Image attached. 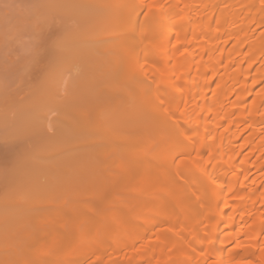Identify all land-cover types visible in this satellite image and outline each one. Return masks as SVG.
<instances>
[{"label": "bare ground", "instance_id": "obj_1", "mask_svg": "<svg viewBox=\"0 0 264 264\" xmlns=\"http://www.w3.org/2000/svg\"><path fill=\"white\" fill-rule=\"evenodd\" d=\"M52 1L50 10L55 6V0ZM56 1L58 9L62 8L60 13L68 10L65 14L72 15L68 21L73 22L74 27L67 26L57 33L60 23L50 35L57 34L53 39L56 41L62 35L60 32L71 29V35L79 42L74 46L80 47L79 51L73 45L67 50L59 49L60 54L44 61L51 68L61 67L73 53L69 50H82L85 58L80 56V64L84 66L80 73L88 83L83 91L85 97L79 94L78 98L74 95L76 92L73 96L69 95L71 92L61 96L63 90L51 94L49 102H54L53 106L56 104L51 111L58 112L49 124L52 130L46 123V118L51 117L49 111L48 117L43 114L48 110L44 109L45 103L41 115L39 113L41 118L34 113L47 94L38 85L41 81L38 76L40 57L36 54L41 35L37 0H15V7L19 4L18 11L13 7L15 13L4 11V18L0 15V88L16 86L22 78L17 76L18 71L26 64L23 70H28L26 83L31 89L26 86L28 92L23 88L27 93L23 91L22 99L18 98L19 88V91L15 88L18 93L13 97L7 95L8 90L0 91V164H9L7 168L0 166V211L5 214L0 218V264H59L61 241L68 238L71 241H67L70 242L66 249L71 253L68 257L73 259L69 260L71 264H83L88 258L92 261L89 264H126L119 259L124 250L131 252L126 257L132 255V264H205L211 259H215L213 264H264V87L258 90L264 83V32L258 29L264 26V0L259 4L255 0L244 1V4L242 1L243 6L238 3L240 0ZM135 2L139 3L136 10L133 8ZM21 5L26 11L22 12ZM144 10H147L146 18L143 16L137 23L138 13ZM108 12L113 13L108 15L109 23ZM161 14L164 16L161 41L164 50L159 53L152 37L160 26L156 19ZM100 18L106 23L99 21ZM121 24L122 27L129 25L130 31L120 36ZM60 27H64L63 23ZM23 30L31 35L30 38L28 33L27 57L18 54L21 47L17 41ZM4 32L8 39L12 37L11 42L6 40ZM172 39L173 49L170 50L168 45ZM3 40L10 43L5 42L7 49L3 47ZM58 40L65 45V41ZM261 52L262 59L255 58V54ZM92 56L95 58L91 60ZM254 63L261 65L257 67ZM87 71L89 76L85 80ZM45 72H42L44 76ZM149 80L159 88L164 87L159 89L160 97L152 98L154 109L148 107L150 114L147 105L134 104L133 100L144 92ZM132 87L142 92H135L137 89ZM5 97L13 99L11 107L6 105ZM119 103L124 106L126 103L130 109L123 111V118H113L116 120L109 122L110 116L115 117L114 110ZM132 105L137 106L136 110ZM178 116L182 118L175 125L173 121ZM75 121L78 125L73 124ZM156 122L155 127H162L164 131L160 130L166 136L163 146L158 143L160 149L168 153L175 143L184 142L185 146L174 155L169 153L170 162L166 164H170L172 175L168 176V170L162 169L158 172L159 180L153 183L148 176L154 168L152 164H158L155 160L157 148L152 153L153 150L148 151V147L141 145V140L157 138L152 131ZM206 139L203 152L192 156L194 147ZM186 151L190 152L189 156L175 166L174 158ZM53 152L56 159L59 157L56 161ZM17 154L24 158L10 160ZM48 155L54 158V163L45 165V162L38 175L30 176L33 174L30 171L39 168V161L48 159ZM156 165L155 170L161 168ZM58 175L62 179L59 177V180ZM239 177L242 181H238ZM167 188L171 190L168 192ZM60 191L62 197L58 198ZM124 192L136 194L143 203L131 196L126 198ZM159 192L165 193L164 199L174 200L175 208L169 207L170 203L163 207L160 203L163 196ZM213 201H225L226 206H216ZM190 203H193L190 212L184 210L182 213L185 204ZM123 205L127 212L142 208L151 214L156 210V215L165 217L161 221L152 219L151 229L138 227L143 230L139 243L137 238L134 240L133 229L128 230L131 226L136 229L134 220H129L132 224L125 227L126 234L128 231L133 234L131 240L128 237L129 242L120 244L107 240L108 250L102 247L107 243L102 240L108 237L113 240L116 235L110 230V234L104 231L103 227L112 223L98 230L90 221L109 215L118 228L122 224L119 214L127 213L123 208L118 212ZM144 211L139 213L142 215ZM202 222L205 226L200 231ZM123 225L119 227L121 232L125 228ZM176 230L179 234L174 237ZM80 231L88 239L78 241L76 238L79 245L80 241L82 246L83 242H88L91 251L98 248L95 253L90 252L91 257H79L77 253L78 243L73 239ZM116 234L121 235L120 232ZM168 250L173 251H170L173 261L167 260ZM30 252L36 253L32 260L27 258ZM121 256H125V251Z\"/></svg>", "mask_w": 264, "mask_h": 264}, {"label": "rangeland", "instance_id": "obj_2", "mask_svg": "<svg viewBox=\"0 0 264 264\" xmlns=\"http://www.w3.org/2000/svg\"><path fill=\"white\" fill-rule=\"evenodd\" d=\"M17 1V0H16ZM62 1V0H61ZM61 1H59V2H61ZM236 1H238V0H236ZM243 1V4H244V1H247V0H240V2L238 1V3H240V4H242L241 2ZM255 1H257V4H259V2H261L262 0H255ZM110 2V1H109ZM37 5H38V8H40V13H39V16H38V21H39V25H38V27H40L39 29V34L41 35L40 36V39H39V42L40 43H38L39 44V46L40 47H38V51H37V54L36 55H38V57H40V60L38 61V62H40V66H38V67H40V69H39V71L38 72H40V74H38V76L40 77V79H41V81H39V87H41V88H44L43 90L45 91H43L44 92V94H46V92H47V94H46V96H44V97H46V99L43 97V99H45V101H47L48 100V102H49V97L51 96V94H53L54 92L55 93H57L58 91H61L62 92V90H63V93H61V96H62V94H64V93H67V94H69L70 92V94L69 95H71L72 94V96H73V93H75L76 92V94H74L75 96H79V94H80V96L81 95H83V91H85L84 90V88H86V86H87V80H86V76H87V78H88V76H89V73H88V71H87V73H88V75H85V80H86V82L85 81H83L84 79H82V77L84 76L83 74V76H81V73L80 72H82V68L84 67L83 66V64H80L81 62H82V60L80 59L81 57H83V59L85 58L83 55V52H82V54H81V51L80 52H78L79 50L77 49V48H79L80 47V45H79V47H75L74 46V44L75 43H78L79 44V42L78 41H76V39L74 38V36H72L71 34V32H73V31H71V29H69L70 31H68V30H66V32H60V34L62 33V35L61 36H59L60 38H57L58 36H57V34H55L54 35V33H55V27L57 26V25H59L60 23V25L58 26L59 28H57L58 30L56 31L57 33H58V31L59 30H61V29H63L64 28V30L65 29H67V26L69 27V26H72L73 25V22L72 23H69V18H70V16H72V15H70V13L68 14H65L67 11L65 10L64 12L65 13H60V12H63L61 9V7H60V10L58 9V3H57V1L55 0V4H53V5H55L54 6V8H51V10L49 9V7H50V4L51 3H54L52 0H37ZM50 3V4H49ZM15 0H0V15H2L1 17L2 18H4L5 17V12L4 11H10V12H13V7L14 8H16V7H18L19 6V4H17L16 5V7H15ZM60 4V3H59ZM109 4V3H108ZM113 4V3H112ZM243 4H242V6H243ZM10 6V7H9ZM22 6V5H21ZM60 6H61V4H60ZM8 7H9V10H8ZM52 7V6H51ZM139 7V3L138 2H135L134 4H133V8L136 10L137 8ZM3 9V10H2ZM6 9V10H5ZM18 9H19V7H18ZM12 10V11H11ZM17 10V8L14 10L15 12H17L16 11ZM116 10V9H115ZM115 10H113V11H111V12H113L114 14H116V12H115ZM23 11H26L25 10V7H23L22 6V12ZM116 11H118V10H116ZM145 11V10H144ZM143 11V12H144ZM3 12V13H2ZM15 12H13V13H15ZM111 12H108V14L106 15L107 16V22L109 23L110 21H108V15H110V13ZM138 13L139 15H138V17L139 18H137V23L139 22V20L144 16L145 18H146V13H147V10L144 12V13ZM13 13H10V14H13ZM113 13H111V14H113ZM64 14L65 15H67V16H64ZM143 14V15H142ZM8 15V14H7ZM63 15V16H62ZM104 15V16H105ZM9 16V15H8ZM103 16V17H104ZM112 16V15H111ZM64 17H67V18H65L64 19ZM2 18H0V25H1V19ZM64 19V20H60V19ZM105 18V17H104ZM60 20V21H59ZM106 20V19H105ZM158 22H159V24H160V26L159 27H157V33L154 35V37H152V38H154L156 41H155V45H156V47H157V49H158V52L160 53V52H162L163 50H164V47L162 46V44H161V41H162V37H164V16H163V14H161V15H158V17H157V19H156ZM92 21H94V20H92ZM99 21H101V22H104L103 21V18L101 19L100 18V20ZM66 22V23H65ZM70 22H71V20H70ZM95 22V21H94ZM62 23H63V26L64 27H60V26H62ZM90 23V22H89ZM104 23H106V21L104 22ZM65 24V25H64ZM86 24H88V23H86ZM122 25L123 24H121V26H120V36L121 35H123L125 32H128V31H130V27H129V25H126V24H124V26L122 27ZM26 26V25H25ZM24 26V27H25ZM89 26V25H88ZM90 26H91V23H90ZM74 26H72L71 28H73ZM109 27V26H108ZM121 27H122V29H121ZM256 27V26H255ZM25 28H27V27H25ZM70 28V27H69ZM80 28H83L82 27V25L80 26ZM84 28H85V26H84ZM106 29H107V27H106ZM256 29V28H255ZM258 29H260V31L263 33L264 32V26L263 27H258ZM263 29V30H262ZM0 30H1V26H0ZM121 30H122V32H121ZM23 31H25V32H23ZM22 31V35H21V37H20V40H18L17 41V44H19L20 45V47L21 48H19V49H21V50H19V52H18V54H19V56H20V53H21V56L22 57H27L28 55V53H26L27 52V47L29 46L28 45V42H29V40H30V38H31V35H30V33L29 32H26V30H23ZM28 31V30H27ZM62 31V30H61ZM260 31H257V33L258 34H260L259 32ZM2 31H0V33H1ZM52 32H54L52 35H50ZM28 33H29V36H30V38H29V36H28ZM256 33V34H257ZM261 33V34H262ZM48 34H49V36L51 37H49L48 36ZM257 34V35H258ZM4 35H5V32H4ZM47 35V36H46ZM69 35V36H68ZM70 35H71V38H72V40H71V38H69L70 37ZM1 36H3V35H1ZM6 36H8V35H5V37ZM54 36H57V37H55V38H57V39H55L56 41H54L53 39H54ZM47 37V38H46ZM174 37H176V35H174ZM173 37V39H175ZM49 38H50V40H49ZM69 38V39H68ZM8 38L6 37V40H7ZM11 39H12V37L11 38H9L8 39V42H11ZM58 39H61V41H65V45L64 44H62L61 42L59 43V40ZM63 39H66V40H63ZM173 39L172 40H170V44L168 45V48L171 50V49H173ZM5 40V39H4ZM4 40H3V42H4ZM10 40V41H9ZM5 42H7V41H5ZM5 42L3 43V47L5 48V49H7V45L6 44H8V42L5 44ZM67 42V43H66ZM12 43H14L15 44V42H12ZM64 43V42H63ZM68 43H70V44H68ZM10 44V43H9ZM8 44V45H9ZM68 44V45H67ZM70 45H73V47H75L78 51H74L75 50V48H73L72 50H69V52L70 51H72L73 53H71L70 55H68V58H66V60L65 61H63L62 62V66L61 67H53V68H51V67H49L48 66V64H46L45 62L46 61H44V59L46 58V59H48V57L50 58H52V57H55V56H57L58 54H60V51H59V49H64V50H67V48L68 49H70L71 48V46ZM17 46V45H16ZM65 47V48H64ZM9 48V47H8ZM4 49V50H5ZM58 50V52L59 53H56V51ZM62 51V50H61ZM5 52V51H4ZM66 52V51H65ZM64 52V53H65ZM259 52V51H258ZM68 53V52H67ZM85 53V52H84ZM69 54V53H68ZM89 54H92V53H89ZM88 54V55H89ZM262 54V55H261ZM261 54H259V53H257V54H255V55H257V57H255V58H260L259 60H261L262 59V56H263V53L261 52ZM82 55V56H81ZM93 55V54H92ZM18 56V57H19ZM20 56V57H21ZM81 56V57H80ZM86 56V55H85ZM258 56H260V57H258ZM16 57H17V55H16ZM17 57V58H18ZM87 57H89V56H87ZM94 56H92V58L90 57V59L92 60V59H94L93 58ZM129 57V56H128ZM131 58V57H130ZM22 59V58H21ZM24 59V58H23ZM132 60V59H131ZM131 60H129L130 62H131ZM23 61V60H22ZM128 61V60H127ZM26 62V61H25ZM23 63V62H22ZM48 63V62H47ZM129 63V62H128ZM258 64H259V62H258ZM257 63H254V66L256 65L257 67L258 66H260V65H258ZM24 65H26V64H23V68H24ZM25 67H27V66H25ZM107 67V66H106ZM21 69L18 71V73H20L19 75L17 74V76H21L22 78H24V79H22L21 77H18V78H21L23 81L25 80V82H23V81H21V79L20 80H18V82H20L19 84H17V83H15V85L16 86H14V87H12V88H10L11 86H9V87H7V88H9V89H7L6 87H1L0 88V91L1 90H3V91H7V95H10V97H13L16 93H18V92H15V91H19V89L22 91H20L18 94L20 95V96H18V98L20 97L21 98V95H22V93H23V91L26 89V86H27V88L29 89V90H31L30 89V87H28V84L26 83V81H27V76H28V70H25L26 72H27V74H26V72L23 70V68H22V66L20 67ZM256 68V67H255ZM82 69V70H81ZM21 70H23L22 72H21ZM47 70H49L48 72H47ZM44 71H46L45 73H47V75L46 76H44L43 74H42V72H44ZM83 73V72H82ZM43 75V76H42ZM37 76V77H38ZM80 76V77H79ZM25 77H26V79H25ZM38 77V78H39ZM45 77H46V79H45ZM151 77H153V76H150V79H151ZM80 78V79H79ZM154 78V77H153ZM152 78V79H153ZM39 79V80H40ZM45 79V80H44ZM132 79H133V76H132ZM136 78H134L133 80H135ZM104 80V79H103ZM106 81V80H105ZM147 81V80H146ZM153 82H154V79L152 80ZM84 82L86 83V84H84ZM102 82H104V81H102ZM24 83V84H23ZM134 83H132V85H133ZM155 84V83H154ZM150 80L148 81V82H146V84H145V87H144V90H142V91H144V92H142V91H140V92H142V93H140V92H138V90L139 89H137L136 87V91L135 92H138V93H140V94H142V95H138L137 96V98L135 99H133V100H135V102H134V104L135 103H139V105L141 104V105H143V103H144V106L145 105H147V110L149 111V114L151 113V111L149 110V108L148 107H150V109H154V106L152 107V105H154V103H153V99L155 98V97H160L161 96V94L160 93H162V92H160L161 90H159L160 88L161 89H164V87L162 88V87H157V85L155 84L154 85ZM24 85V86H23ZM42 85V86H41ZM85 87H84V86ZM135 85V84H134ZM133 85V86H134ZM7 86V85H6ZM20 86V87H19ZM156 86V87H155ZM261 87L258 89V90H261L263 87H264V83H263V85H260ZM83 87V88H82ZM15 88L17 89V90H15ZM19 88V89H18ZM23 88H25V89H23ZM79 88V89H78ZM81 88V89H80ZM134 87H132V89H135ZM5 89V90H4ZM28 89H26V90H28ZM87 89V88H86ZM146 89V90H145ZM15 90V91H14ZM24 91V93L26 94L27 93V91ZM28 90V92H30ZM65 90V91H64ZM72 90V91H71ZM14 91V92H13ZM42 91V90H41ZM146 92V94H144ZM23 93V94H24ZM172 93H175V92H172ZM24 94V95H25ZM78 94V95H77ZM137 94V93H136ZM212 94V93H211ZM12 95V96H11ZM54 95V94H53ZM52 95V96H53ZM57 95H59V94H57ZM154 95V96H153ZM157 95V96H156ZM74 96V97H75ZM79 96V97H80ZM150 96H152V97H150ZM54 97V96H53ZM78 97V98H79ZM83 97H85L84 95H83ZM6 99V101H5V103H6V105L9 107H11L12 106V104H14V101H13V99H10V98H8V97H5ZM19 98V99H20ZM55 98H56V96H55ZM60 98V97H59ZM76 98V97H75ZM153 98V99H152ZM22 99V98H21ZM43 99H42V105L43 106H41L40 107V105L41 104H39V109H38V111L37 110H35V109H33V110H35L34 111V113L35 114H37L36 115V117L38 116V118H41V117H39V113H40V115H41V112L43 111V109H42V107H44V105H45V107H44V109H48L47 110V112L44 110V112H43V114H46V113H48V111H49V113H50V116L52 117H48V114H46V116L48 117V118H46V123H48V127H50V123H53V116H55L56 117V115H57V111H56V109H54V112H52L51 110H53V107L54 108H56V104L53 106V104H54V102H52L51 101V103L49 102H43ZM150 99H151V101H150ZM12 100V101H11ZM52 100V99H51ZM54 100H56V99H54ZM148 100V101H147ZM155 100V99H154ZM40 102V101H39ZM45 103V104H44ZM53 103V104H52ZM146 103V104H145ZM48 104V105H47ZM123 104V103H122ZM125 104V106L124 105H121L120 103L119 104H117L118 105V107L114 110V113H115V117H112V116H110L112 119L109 121V122H111V121H114V120H116L117 118H123L124 117V115L123 116H121L124 112L123 111H126V109L128 110V109H130V107L128 108L127 107V105H126V103H124ZM130 104V103H129ZM128 104V105H129ZM50 105V106H49ZM52 105V106H51ZM120 105V106H119ZM138 105V104H137ZM138 105V106H139ZM149 105V106H148ZM151 105V106H150ZM38 106V105H37ZM57 106H58V104H57ZM133 106V105H132ZM36 107V106H35ZM127 107V108H126ZM137 106L135 105V107L133 106V109L134 108H136ZM41 108V109H40ZM11 108H9V110H10ZM37 109V108H36ZM145 109V108H144ZM152 109V110H153ZM39 110H41V111H39ZM131 110H132V107H131ZM134 110H136V109H134ZM146 110V109H145ZM51 111V112H50ZM59 111V110H58ZM130 111V110H129ZM133 111V110H132ZM132 111H130L131 113H133ZM138 111V110H137ZM137 111H135L136 113H137ZM148 111H145V112H148ZM57 112V113H56ZM31 113V112H30ZM33 113V112H32ZM126 113V112H125ZM42 114V115H43ZM145 114V113H144ZM13 115V114H12ZM28 115H30V114H28ZM33 115V114H32ZM111 115H113V112H112V114ZM146 115V114H145ZM35 116V115H34ZM146 116H148V113H147V115ZM42 117H44V116H42ZM110 117L108 118V119H110ZM181 116H178L177 117V120L175 121H173V123L175 122L176 124L175 125H177V121L179 122V118H180ZM51 119V120H48V119ZM113 118H116V119H113ZM182 118V117H181ZM55 119V118H54ZM78 119H81V118H78ZM48 120V121H47ZM126 120H128V117H127V119ZM49 121H51V122H49ZM84 121V120H83ZM118 121H120V119L118 120ZM122 121H125V118L124 119H122ZM78 121L76 122H74L73 124H76V125H78ZM113 123V122H112ZM114 124H116V123H114ZM46 125V124H45ZM54 125V124H53ZM75 125V126H76ZM155 125H158L157 124V122H156V124L155 123H153V125H152V131L157 135H155L154 133H152V134H154L155 135V137H157V138H155V139H153V138H151V139H148V140H141V145L143 146V147H148V151H151L152 152V150H153V152L152 153H154V151H155V149H156V153L155 154H158L157 155V157H156V155H155V157H156V161H158V164L156 165V163H155V161L153 162H151V163H155V164H152V165H154L153 167L155 168V165L157 166V168H160V169H158V170H155L154 168L152 169V170H150L151 172H150V175L148 176L149 178H148V180L150 179V181L151 182H153L154 183V181L157 179V180H159V177H160V175L158 176V174H160V173H158V172H161V171H163L164 169V171L166 172L167 170V172H166V174L169 176V175H172V170H170V169H172L171 167H170V164H166V162L168 163V162H170L167 158H168V156H170L171 154H175V152L176 151H178V149L180 148V150H181V148L183 149V145H184V142H178V143H175V144H173L172 145V147L170 148V150H169V152L168 153H166L164 150H162V149H160L161 148V145L163 146L164 145V142L166 141V136H165V134H163L164 132V130L162 129V127L160 128L159 127V129H157L156 127H155ZM175 125H174V127H175ZM75 126H73L72 125V127H75ZM46 128H48L47 126H45ZM51 128V130H52V127H50ZM55 128V127H54ZM54 128H53V131H54ZM155 129H157V130H159L160 131V135H158L159 133H158V131L157 130H155ZM160 129H162L163 131H161ZM51 130H49V131H51ZM38 131H40V133H41V129H39ZM43 131V130H42ZM53 131H52V133H53ZM157 131V132H156ZM39 133V132H38ZM150 134H151V131H150ZM1 136V135H0ZM153 136V135H152ZM159 136V137H158ZM165 136V137H164ZM150 137H151V135H150ZM149 137V138H150ZM160 141V142H159ZM163 142V144H162V142ZM208 142V139H206V140H203V141H201V143L200 144H198L196 147H194V149H193V152H192V156H197V155H199L200 153H202L203 152V150H204V146H206V143ZM161 144V145H159V144ZM0 145H1V138H0ZM185 146V145H184ZM151 147V148H150ZM164 148V147H163ZM203 148V149H202ZM57 150V149H56ZM159 150V151H158ZM162 150V151H161ZM53 151V150H52ZM54 151H55V149H54ZM58 151H56V153H57ZM54 153V152H53ZM169 153H170V155H169ZM189 151H186L185 153H182V154H180V155H178V156H176L175 158H174V160H175V162H173V164L175 165H179L180 163H179V161L180 160H184L185 159V157H188L189 156ZM21 154H22V152H21ZM15 155L14 156V159H13V157L10 159V160H20L21 159V157L22 158H24L23 157V155H24V153H23V155ZM51 154H52V152H51ZM48 157H49V155H48ZM47 157V158H48ZM52 157H56V154L54 153V155H52ZM122 157H125V155H122ZM50 158V157H49ZM49 158L48 159H45L44 158V160H42L43 161V163H42V161L40 160L39 161V163L41 162V164L40 165H38L39 166V168L37 167L36 169H33V171H30L31 173H33V174H31L30 176H34L35 174H37L38 175V173H39V171H41L42 170V168L41 167H43V165L45 164V162H46V164L45 165H47V162H48V165H49V162H51V164L52 163H54L53 161L55 160H58L59 159V157L57 156V158L58 159H54V158H50V160H49ZM158 158V159H157ZM54 159V160H53ZM47 160V161H46ZM168 160V161H167ZM58 162V161H57ZM4 163V164H3ZM150 163V164H151ZM160 163V164H159ZM8 163L6 164L5 162H1V164H0V166H2V167H5V168H7L8 167ZM175 165V166H176ZM160 166V167H159ZM174 166V167H175ZM1 169V168H0ZM163 169V170H162ZM4 170V169H3ZM161 170V171H160ZM172 172V173H171ZM61 173V172H60ZM254 175V174H253ZM59 177H60V179H62V176H59L58 175V179H59ZM59 179V180H60ZM242 179L243 178H241V177H239L238 178V181H242ZM0 180H1V178H0ZM60 182V181H59ZM62 182V181H61ZM157 182V181H156ZM207 183V185L206 186H208L209 185V183L208 182H206ZM61 184V183H60ZM156 185V184H155ZM157 187H158V185H156ZM131 189V188H130ZM168 190V192L171 190V189H169V188H167ZM129 190V189H128ZM133 190V189H132ZM155 190V189H154ZM160 191V190H159ZM162 191V190H161ZM164 191V190H163ZM166 191V190H165ZM61 192V191H60ZM62 192L64 193V191L62 190ZM62 192L61 193H59V194H61V196L59 197L58 196V198H61L62 197ZM127 192V191H126ZM131 192V191H130ZM125 193V192H124ZM153 193H158V192H153ZM163 193L164 192H159V194H161L162 196H163V198H161L160 197V195H159V197H160V199H162L163 201H161L160 203L163 205V207H166V206H168L169 204L168 203H170V205H169V207H173V208H175V206L176 205H173L174 204V200H173V202H172V200H167V199H164V195H163ZM138 194V193H137ZM165 194V193H164ZM64 195V194H63ZM123 195V194H122ZM121 195V198L123 197ZM139 195V194H138ZM137 195V196H138ZM157 195V194H156ZM156 195H154V196H156ZM125 196H128V197H126V198H131V197H133L132 199H136L137 197H136V194L135 195H132V193H128V194H126L125 193ZM131 196V197H130ZM141 196V195H140ZM150 196V195H149ZM152 196V195H151ZM154 196H152V197H154ZM158 196V195H157ZM166 196V195H165ZM124 199V198H123ZM140 199V198H139ZM150 199H151V197H150ZM125 200V199H124ZM136 200H138V198L136 199ZM144 200V199H143ZM164 200H165V202H164ZM128 201H129V199H128ZM128 201H126V204L127 203H129ZM139 201V200H138ZM137 201V202H138ZM146 201H149V200H147L146 199ZM125 202V201H124ZM150 202V201H149ZM139 203H143V201H139ZM165 203V204H164ZM225 201H217V202H214L213 201V203L212 204H216V206L218 205L219 207H221V206H226L225 205ZM130 204V203H129ZM128 204V205H129ZM155 204V203H154ZM160 204V205H161ZM191 204V203H190ZM172 205V206H171ZM186 205V206H185ZM184 206L186 207H183V210H181V212L182 211H184V210H186V211H184V212H190V209H192L193 208V203L191 204V205H189V204H185ZM221 205V206H220ZM158 206H159V202H158ZM116 206H112V208H115ZM129 207V206H128ZM128 207H126V208H128ZM161 207V206H160ZM120 208V207H119ZM123 208V209H122ZM125 208V209H126ZM158 208V207H157ZM115 209H117V207L115 208ZM115 209H114V211H115ZM121 209L123 210V211H125V212H127V210H124V205H123V207L121 206V208L120 209H118V212L120 211L121 212ZM135 209V208H134ZM182 209V208H181ZM147 210V209H146ZM152 210V209H151ZM160 210V209H159ZM177 210V209H176ZM122 211V212H123ZM131 211L132 210H130L129 212H130V214H129V212H127V213H120L119 215H121L122 217V224H124L123 226L125 227L128 223H131L132 222V219L134 220V222L133 223H135L136 225H135V228L136 229H134V226H133V228H132V226H131V228H129L128 230L130 231L131 229H133L132 230V232L134 233V240H136V238H137V241L136 242H138V241H140V239L139 238H141V236H142V232L141 231H143L142 229L144 228V230H145V228L146 229H148L147 227H149L150 228V222L152 221V219H156V220H160L161 221V219L162 220H164V217L162 218V216H163V214L161 215V214H157L156 215V210H154L153 211V213H155V214H151L150 212H145L144 211V209H140L139 208V210H135V211H133V213H131ZM142 212V211H144L145 213L144 214H142L141 215V213H139V212ZM149 211V210H148ZM157 211H158V209H157ZM161 211V210H160ZM159 211V212H160ZM1 213H3L2 211H0ZM116 212V211H115ZM0 213V218L1 219H3L2 218V216L4 217L5 216V214L3 213V214H1ZM183 213V212H182ZM129 214V215H128ZM150 214V215H149ZM188 214V213H187ZM186 214V215H187ZM141 215V216H140ZM67 216H68V214H67ZM66 216V217H67ZM109 215H104L102 218H98V217H95V218H93V219H91V221H90V225L92 226V227H95V229H97L98 228V230H100V228H102V226H105L106 224H108V222L109 223H112L110 226H106L105 228L103 227V230L105 231V229L109 232V230H110V232H111V234H113V236H115L116 235V238H112L113 240H110L111 238L110 237H108V235L110 234V232H109V234H106L107 235V237H108V239L106 238V237H104V238H106V239H104V240H102L103 242L104 241H106L107 242V240H109V242L110 241H114V242H118V244H120L119 242H129V238H130V236H132L130 233L131 232H127V234H126V227L123 229V230H125V231H123L122 230V232H121V228H122V224L120 225L121 226V228H119L118 226V228H116L115 227V224H114V221H112L111 219H109V217H108ZM110 216H111V214H110ZM132 217V218H131ZM139 218V219H138ZM131 222H130V221ZM110 221H112V222H110ZM136 221V222H135ZM132 224V223H131ZM130 224V225H131ZM146 224V226H144ZM130 225L128 226V227H130ZM134 225V224H133ZM101 226V227H100ZM204 226H205V222H202V223H200V231H202V229L204 228ZM138 227H140V228H142V229H137ZM116 228V229H115ZM151 229V228H150ZM150 229H149V231H150ZM102 230V229H101ZM177 230H178V228H177ZM175 231V234H174V237H175V235L177 236V234H179V231ZM106 231V232H107ZM118 231V232H117ZM148 231V230H147ZM119 232H120V234L121 235H117L116 233H118L119 234ZM125 232V234H123ZM129 233V234H128ZM86 235H90V234H86ZM85 234L83 235V232L82 231H80V232H78L77 233V237H75L73 240H75L76 242H77V240L79 241V240H81V241H84V240H87L88 238L85 236ZM110 236V235H109ZM112 236V237H113ZM117 236H118V238H117ZM129 237V238H128ZM153 237H154V235H153ZM76 238H77V240H76ZM147 238L149 239V238H151V236H147ZM66 239V238H65ZM116 239V240H115ZM61 240H64L63 238H61ZM68 240H70L71 241V238L69 239H67V240H64V241H61V242H63V243H61V246H62V249H61V251H60V249H59V251H60V256L58 257L59 259H58V263L59 264H68V263H70L71 264V262H69V260H71L72 258H70L71 256V253H69L70 252V250H68L69 252H67V249L66 248H68L67 246H68V243L70 242H68L67 243V241ZM130 240H131V238H130ZM81 241H80V245H79V242H77L78 243V248H77V253L79 254V257H83V256H85V257H87L86 255H88V257H91V256H89L90 255V252L92 253V252H94L95 253V251L98 249H94L93 251H91V249H89V243L88 242H83V244H84V246H82V243H81ZM101 241V240H100ZM103 242H101V244L103 243ZM109 242H107V243H103V246L102 247H105L106 246V248L109 250V247H110V245L108 244ZM113 242V243H114ZM65 243H67V245L65 244ZM139 243V242H138ZM63 244V245H62ZM89 245V246H88ZM108 245H109V247H108ZM80 246H82V247H80ZM81 249H80V248ZM106 248H104V249H106ZM92 249H93V247H92ZM98 251V250H97ZM124 251H125V256H121V255H123L124 254ZM123 252H122V254L120 255V257H119V259H121V261H123V263H126V264H132L131 262V260L133 259H130L131 258V256L129 255V256H127L126 257V255L127 254H130L129 253V251L127 252V250H124ZM170 251L171 250H168V261H170L172 258H171V254H170ZM171 252H173V251H171ZM59 253V252H58ZM93 253V254H94ZM110 253V252H109ZM203 254H205V251L203 250V252H202ZM36 253L35 252H30L29 254H28V260H32L36 255H35ZM68 254H70L69 255V257H68ZM173 254V253H172ZM87 257V258H88ZM93 258H91V260L92 259H94V255L92 256ZM129 257V258H128ZM173 257V256H172ZM70 258V259H69ZM115 258H116V256H115ZM125 258V259H124ZM126 258H128V259H126ZM73 260V259H72ZM87 260V262H84L83 264H89V263H91L89 260V258L88 259H86ZM85 260V261H86ZM215 260V259H214ZM213 259H211V260H207V262L205 263V264H213L212 262L214 261ZM131 261V262H130ZM171 261H173V259L171 260ZM210 262V263H209ZM215 262V261H214ZM147 264V263H145V262H138V263H136V264ZM149 264V263H148ZM151 264H155V262H153V263H151Z\"/></svg>", "mask_w": 264, "mask_h": 264}]
</instances>
